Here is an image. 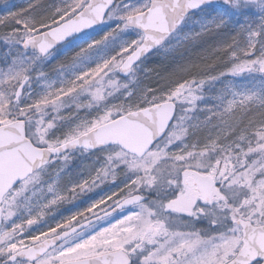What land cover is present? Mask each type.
Instances as JSON below:
<instances>
[{
	"label": "snow or ice",
	"instance_id": "obj_1",
	"mask_svg": "<svg viewBox=\"0 0 264 264\" xmlns=\"http://www.w3.org/2000/svg\"><path fill=\"white\" fill-rule=\"evenodd\" d=\"M0 48V264H264V0H0Z\"/></svg>",
	"mask_w": 264,
	"mask_h": 264
},
{
	"label": "rangeland",
	"instance_id": "obj_2",
	"mask_svg": "<svg viewBox=\"0 0 264 264\" xmlns=\"http://www.w3.org/2000/svg\"><path fill=\"white\" fill-rule=\"evenodd\" d=\"M10 3L16 4L17 6L23 5L25 3V0H10ZM157 58V57H155ZM159 59V58H158ZM149 63V62H148ZM150 64V63H149ZM239 82L244 84L248 88H252L255 85V81L251 76L245 75L244 77L238 78ZM92 160V157L88 155L87 153L83 156L77 155L76 160L74 161V164L76 167H80L84 163H88ZM95 195H99V192H97Z\"/></svg>",
	"mask_w": 264,
	"mask_h": 264
},
{
	"label": "trees",
	"instance_id": "obj_3",
	"mask_svg": "<svg viewBox=\"0 0 264 264\" xmlns=\"http://www.w3.org/2000/svg\"><path fill=\"white\" fill-rule=\"evenodd\" d=\"M20 6H22V5H20ZM4 51H6V49L0 48V61H2V58H3V52H4ZM158 62H159V59H158V58H155V57H153V58L149 61L150 64H154V63H158Z\"/></svg>",
	"mask_w": 264,
	"mask_h": 264
}]
</instances>
